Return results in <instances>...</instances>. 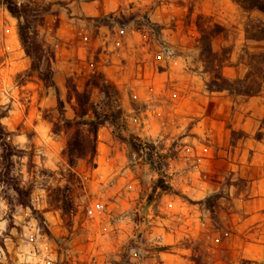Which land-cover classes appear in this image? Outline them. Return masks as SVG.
<instances>
[{
    "label": "clouds",
    "instance_id": "1",
    "mask_svg": "<svg viewBox=\"0 0 264 264\" xmlns=\"http://www.w3.org/2000/svg\"><path fill=\"white\" fill-rule=\"evenodd\" d=\"M67 31L79 40L71 55ZM79 46L99 62L81 59ZM225 65L236 73L225 77ZM37 77L46 85L33 88ZM218 88L227 91L218 97ZM177 93L193 104L234 102L230 123L244 139L228 147L229 167L214 181L218 132L192 105L178 110ZM249 93L264 98V0H0V264H78L99 258L77 246L93 238L102 264H156L165 228L199 264L217 254L256 264L243 247L231 255L227 232L249 195L252 165L239 154L264 165V141H255L264 99L254 107ZM65 201L80 213L71 236L53 214ZM213 232L223 245L201 242ZM258 233L264 241V226ZM259 255L264 264V244Z\"/></svg>",
    "mask_w": 264,
    "mask_h": 264
},
{
    "label": "rangeland",
    "instance_id": "2",
    "mask_svg": "<svg viewBox=\"0 0 264 264\" xmlns=\"http://www.w3.org/2000/svg\"><path fill=\"white\" fill-rule=\"evenodd\" d=\"M192 27L196 28L197 26L192 25ZM66 34L69 37L70 46L63 48L62 51L65 54L71 55L72 48L79 43V40L78 37L70 31H67ZM76 53L83 60H88L89 57H91L94 62H99L96 51L79 46L76 48ZM236 71L237 69L232 65H225L222 68V72L225 77L234 75ZM37 79L40 81V84L33 83V88L45 85L40 77H37ZM65 83L67 86V82ZM224 91L227 90H217L216 95L219 97L221 92ZM177 96L180 97V94L177 93ZM38 98L39 93L34 94V101L38 100ZM261 99L264 98L258 97L252 93L247 94V103L254 107L258 105V102ZM186 105H192L194 109H197L200 113H202L204 122L211 125L218 132V136L216 137L217 147L209 149L208 159V163L211 167L210 178L214 181L218 174L224 172L229 167L230 162L225 155L228 147L231 146V148L235 150L237 148V141H242L244 139L243 134L239 137L236 136L230 123L232 118L237 115L234 102L231 99L230 94L223 99L209 100L203 104H193L187 96L180 97L178 100V110L183 109ZM251 115L252 113L249 111L246 117H239L240 122L250 123ZM260 126L261 128H264V120L260 121ZM255 141L257 143L264 141V135H261L260 131L256 132ZM101 159H103V157H101ZM239 162L244 165H252V167L244 168L245 177L243 179V187L245 190H249V195L244 197V206L242 207V211L232 215L231 226L227 229L228 235L232 237V243L230 246L232 250L231 255L235 256L237 254V250L243 247L244 251L250 254L246 256L245 259L255 261L256 264H260L259 253L264 241H258L255 238L259 235L258 229L264 226V165L257 166L253 162V153L250 151L240 153ZM159 191L166 192L160 188ZM147 202L148 204L152 203V201L149 200ZM191 204V201L187 202L183 209V214L186 217L189 216L188 207ZM65 205L66 206L64 208L57 207L53 209V214L55 212L61 213L60 219L65 221L63 228L66 229L69 236H71L73 232L78 231L80 213L68 202ZM157 215H159V213H157ZM65 217H68L67 220H65ZM73 217H76V219L73 220ZM137 220L139 221V217H137ZM104 224V218L98 216L96 230L100 231L101 235H103L102 226H104ZM188 225L192 231L198 234V237L203 235L200 233L199 227L195 225L191 219H188ZM163 231L165 232L167 243L156 249V264H199L197 254L190 251V245L185 243L182 251H178L175 235H173L167 228L163 229ZM213 237L219 242L218 247L224 244L226 237L223 232L210 233L209 236L204 237L201 242L204 243L206 240ZM137 238L139 239V236ZM77 246L81 247L85 251L95 249L99 254V258L97 256H92L91 260L85 259L83 261H78V264H102L103 253L100 252V248L95 244L94 238L93 240L84 242L78 240ZM212 251L215 252L216 250L213 249ZM215 264H224V260L219 256V254L215 257Z\"/></svg>",
    "mask_w": 264,
    "mask_h": 264
},
{
    "label": "trees",
    "instance_id": "3",
    "mask_svg": "<svg viewBox=\"0 0 264 264\" xmlns=\"http://www.w3.org/2000/svg\"><path fill=\"white\" fill-rule=\"evenodd\" d=\"M40 78H41V80L44 82V84L46 85L47 80H46L45 78H43V77H40ZM217 90H224V89H219V88H218ZM5 161H6V162L8 161V154H7V153L5 154ZM160 189H162L163 191H167L166 188L163 187V185H161ZM148 200H149V201H152V197L149 196ZM66 203H67V201L64 202L63 208L66 206V205H65ZM248 261H249V260H248ZM242 264H243V261H242Z\"/></svg>",
    "mask_w": 264,
    "mask_h": 264
}]
</instances>
